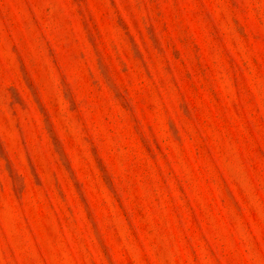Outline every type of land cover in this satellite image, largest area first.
I'll return each mask as SVG.
<instances>
[{"label": "rangeland", "instance_id": "obj_1", "mask_svg": "<svg viewBox=\"0 0 264 264\" xmlns=\"http://www.w3.org/2000/svg\"><path fill=\"white\" fill-rule=\"evenodd\" d=\"M0 264H264V0H0Z\"/></svg>", "mask_w": 264, "mask_h": 264}]
</instances>
